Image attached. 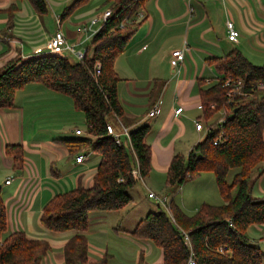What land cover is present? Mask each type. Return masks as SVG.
Returning a JSON list of instances; mask_svg holds the SVG:
<instances>
[{"label": "crops", "instance_id": "crops-1", "mask_svg": "<svg viewBox=\"0 0 264 264\" xmlns=\"http://www.w3.org/2000/svg\"><path fill=\"white\" fill-rule=\"evenodd\" d=\"M74 1L46 0L47 13L38 15L27 0H0V68L16 56L34 57L33 48L42 45L57 29L75 48H89L92 34L83 27L107 4L105 0H87L62 15ZM11 5L16 10L9 28ZM141 10L143 20L115 58L114 70L120 78L117 96L127 124L122 125L129 131L148 126L145 139L150 147L151 168L142 182L129 189L132 199L125 208L89 212L88 228L83 232L88 264H113L117 254L126 257L131 250L137 252L136 264L162 262L160 247L132 236L130 231L151 211L143 195L149 191L164 194L172 157L186 156L205 137L204 131L195 128V120L202 117L197 107L201 103L199 91L219 75L207 59L238 49L251 63H264V0H147ZM226 20H231L239 32L236 41L227 38ZM101 24H95L93 29L98 30ZM176 48L183 49L184 59L172 66L171 52ZM64 57L74 61L71 55ZM156 102L159 112L150 117L148 112ZM178 107L182 111L177 114L174 110ZM85 136L83 114L71 97L41 84L17 90L14 107L0 108V191L7 213L6 233L23 231L29 239L46 241L49 249L39 264H64L63 247L76 233L74 229L51 231L41 224L40 217L43 206L53 196L78 185H92L100 155L86 148L70 154L59 141ZM11 144L22 146L20 168H15L12 157L5 153V146ZM78 154L84 155L82 162L76 161ZM206 173L209 172H201L191 180L203 188V195L204 189L208 190L204 196L198 193L195 197V212L202 203H223L214 192V175L213 179L202 178ZM180 188L177 191H183ZM251 193L264 197V162L253 173ZM247 232L264 254V223L249 226Z\"/></svg>", "mask_w": 264, "mask_h": 264}, {"label": "trees", "instance_id": "trees-1", "mask_svg": "<svg viewBox=\"0 0 264 264\" xmlns=\"http://www.w3.org/2000/svg\"><path fill=\"white\" fill-rule=\"evenodd\" d=\"M27 1L38 15L47 13L46 0ZM86 1L75 0L62 15ZM146 1L105 0L111 15L89 40L91 56L74 61L50 54L27 59L16 56L0 68V108H13L15 92L29 84L67 94L83 114L87 136L59 141L70 154L86 148L100 155L90 187L78 185L57 194L42 208L40 221L45 228L56 232L76 230L63 247L64 264H88L83 232L88 228L89 212L125 208L132 199L129 189L138 182L130 174L135 161L142 178L151 168L150 147L145 139L147 125L129 131L130 145H117L106 133L108 122L115 127L118 122L127 125L117 96L120 78L114 61L143 20H136V13ZM15 10V5L8 9L9 28ZM207 61L220 76L241 77L251 94L230 98L220 79L200 88L204 120L223 110L224 121L218 130L206 133L202 141L195 143L186 156L172 157L164 182V194L170 195L168 211L157 205V210L147 212L130 234L160 247V264H188L190 252L195 264H263L264 254L247 230L253 224L264 223V197L251 193L253 173L264 162V88L256 87L264 82V63H251L238 49ZM5 153L12 157L15 168L22 166L21 145H6ZM233 169L236 171L228 182L227 175ZM201 172L213 173L223 203H202L188 215L174 202L173 195ZM6 232L7 213L0 191V264H39L49 249L46 241L29 239L23 231Z\"/></svg>", "mask_w": 264, "mask_h": 264}, {"label": "built area", "instance_id": "built-area-1", "mask_svg": "<svg viewBox=\"0 0 264 264\" xmlns=\"http://www.w3.org/2000/svg\"><path fill=\"white\" fill-rule=\"evenodd\" d=\"M111 15V10L109 8H106L100 15L92 17L88 24L83 27V30L86 33H90V35L94 34L96 32L95 29H93V26L97 23H102L104 20ZM143 11L141 8L136 13V18L138 20L142 19ZM226 30H227V38L231 41H236L239 32L235 28L233 22L231 20H226ZM32 54L34 56H40V55H59L64 56V54L71 55L74 60H81L85 55L91 56L93 54L92 48H75L74 45L67 41L66 36L63 31L60 29L55 30V32L50 35L46 41L40 45L36 46L32 50ZM184 59V51L182 48H176L173 49L171 52V59L170 64L172 66H178ZM96 72L99 70V63H95ZM218 79L221 80V82L224 84V86L227 87L226 94L228 97L232 98L234 95L248 97L249 94H251L248 90H246V85L244 80L241 77H231V76H220L217 75L215 81ZM257 88L263 89L264 88V82H258L256 85ZM212 108H214V104L210 105ZM197 107L202 110V104L199 103ZM182 111V107H178L174 110L175 113H180ZM159 112V102H156L155 105L149 110L148 116L152 117L156 115ZM224 111L219 110L216 112V114L211 117L208 121H204L202 117H199L195 120V128L197 130H202L204 133H209L214 130H218L220 128V125L224 121ZM219 116V117H218ZM216 117V121L213 119ZM118 127H115L112 123L108 122L106 123V133L111 136L115 143L117 145H123V144H129L130 145V139H129V130L127 127L123 126L121 122H118ZM219 139L217 138L214 140V144H217ZM84 159L83 154H78L76 156L77 162H82ZM131 176L137 180L142 182L143 178L140 176L138 164L135 161V165L130 171ZM10 179H6L5 182L8 183ZM147 197L151 198L155 201L157 205H159L161 208H163L165 211H168V203L169 198L167 194H158L153 191H149L147 193ZM185 241L188 242V237L185 235ZM219 251H222V248L219 249ZM188 264H195V260L193 258L192 252H190L189 258H188Z\"/></svg>", "mask_w": 264, "mask_h": 264}, {"label": "rangeland", "instance_id": "rangeland-1", "mask_svg": "<svg viewBox=\"0 0 264 264\" xmlns=\"http://www.w3.org/2000/svg\"><path fill=\"white\" fill-rule=\"evenodd\" d=\"M103 10L105 9L104 6H102ZM102 10V11H103ZM84 48V47H82ZM219 117V116H218ZM215 121H216V117L213 118ZM236 171V169H233L231 171H229L228 175H227V181L230 182L231 179H232V175L233 173ZM208 174V175H207ZM205 176H211L212 179H213V174L211 172L209 173H206L205 174H202V178H205ZM197 185L196 183H194V181H187L185 182L183 185H181L180 189L183 188V191H177L174 195H173V199H174V202L180 206L184 212H186L188 215H191V214H194L195 213V210L193 209L194 207V200H195V197L197 198V194L199 193V196L202 197L206 194V191L207 188L204 189V195H203V188L200 187V186H195ZM206 186V185H205ZM207 187V186H206ZM217 187L214 186V192H216V195L219 197V199L221 198L220 195H218L217 193ZM197 192V193H196ZM158 194H163V192H157ZM144 198H145V204H149V209H151V211H156L157 210V204L155 203L154 200H152L151 198H148L145 194L143 195ZM168 198H170V195H168ZM182 203L184 205V208L182 206ZM202 204H200L201 206ZM199 206V207H200ZM142 215V214H141ZM144 215V214H143ZM152 246H154L153 244H151ZM109 247L111 248L112 245L109 244ZM155 247V246H154ZM156 248V247H155ZM158 248V247H157ZM137 252L135 250H131L128 255H126V257H123L121 255H116L115 256V261L113 264H136L134 261L137 259V256H136Z\"/></svg>", "mask_w": 264, "mask_h": 264}]
</instances>
